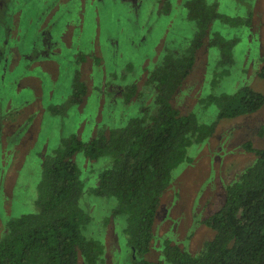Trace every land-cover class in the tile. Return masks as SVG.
Masks as SVG:
<instances>
[{
	"label": "rangeland",
	"instance_id": "obj_1",
	"mask_svg": "<svg viewBox=\"0 0 264 264\" xmlns=\"http://www.w3.org/2000/svg\"><path fill=\"white\" fill-rule=\"evenodd\" d=\"M167 1V13L160 12L159 0H18L10 19L0 10V239L11 219L37 212L42 162L63 138L75 135L87 143L154 106L148 75L166 52L182 54L197 33L187 0ZM205 1L243 24L211 22L190 74L171 100L199 123L217 124L210 138L188 149L192 162L172 172L160 200L144 258L162 264L166 240L196 254L212 239L214 231L203 221L222 205L226 186L254 163L246 144L264 149V105L217 121L216 106L205 103L210 95L234 94L242 87L264 95V79L257 75L264 56V0ZM213 33L236 40L229 74L215 86L221 69L220 52L210 45ZM77 73L87 94L81 104L71 105ZM131 85L136 96L126 103L123 89ZM72 160L83 183L79 205L91 218L83 234L104 248L98 264H132L125 217L112 214L116 200L89 194L111 158L93 161L78 152Z\"/></svg>",
	"mask_w": 264,
	"mask_h": 264
},
{
	"label": "trees",
	"instance_id": "obj_2",
	"mask_svg": "<svg viewBox=\"0 0 264 264\" xmlns=\"http://www.w3.org/2000/svg\"><path fill=\"white\" fill-rule=\"evenodd\" d=\"M159 3L160 12L167 13L169 2ZM184 6L197 33L182 54L166 52L148 75L146 82L155 89L154 106L142 108L123 128L106 134L99 131L87 143L75 135L60 141L42 162L37 212L11 219L6 225L0 239V264L101 262L102 244L83 234L91 218L79 205L83 183L72 160L78 152L93 161L105 157L112 160L89 194L116 200L112 214L125 217L132 264H162L144 258L151 248L160 200L169 189L172 172L182 163L192 162L188 149L210 138L217 124L199 123L193 113H181L171 100L190 74L211 22L218 20L232 27L243 24L240 19L219 14L217 5L205 0H187ZM235 43V39L213 33L210 45L220 52L221 69L213 86L229 74ZM262 63L257 73L260 79H264V56ZM86 94L85 83L77 73L71 86V105L81 104ZM122 96L129 102L135 96V86L125 87ZM205 103L216 106L219 121L255 113L264 105V95L242 87L234 94L210 95ZM245 148L254 153V163L226 186L222 205L203 221L214 231L212 239L196 254L166 240L162 253L166 264H264V149L252 150L250 144Z\"/></svg>",
	"mask_w": 264,
	"mask_h": 264
},
{
	"label": "flooded vegetation",
	"instance_id": "obj_3",
	"mask_svg": "<svg viewBox=\"0 0 264 264\" xmlns=\"http://www.w3.org/2000/svg\"><path fill=\"white\" fill-rule=\"evenodd\" d=\"M18 8H19L18 7V0H6L4 3H3L2 0H0V10L5 9V10L8 11V12L6 11L4 13V15H6V17L4 19L9 18L10 16H14V14L16 13V11H17ZM0 43H1V41H0ZM135 96H136V94H135Z\"/></svg>",
	"mask_w": 264,
	"mask_h": 264
}]
</instances>
